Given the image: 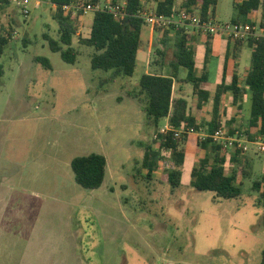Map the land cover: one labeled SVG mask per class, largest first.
I'll return each instance as SVG.
<instances>
[{
  "label": "rangeland",
  "instance_id": "374dc122",
  "mask_svg": "<svg viewBox=\"0 0 264 264\" xmlns=\"http://www.w3.org/2000/svg\"><path fill=\"white\" fill-rule=\"evenodd\" d=\"M7 1L0 0V39L8 41L0 56V264H261L264 200L253 184L264 175V149L246 135L250 95L241 117L234 118L227 96L200 110L191 84H176L173 90L175 98H188L201 132L210 134L216 117L237 140L234 150L222 152L227 172L242 183L241 197L220 199L192 187V168L205 155L198 150L205 139L192 135L180 142L182 162L164 153L156 172L148 175L145 154L158 147L155 136L169 123L149 122L140 79L145 70L162 71L159 51L171 58L175 39L164 46L161 32L145 26L134 76L105 82L110 72L92 68L96 52L80 41L90 35L94 12L84 14L86 24L73 38L77 62L68 64L49 46L50 40L60 41L55 6L31 2L24 16L16 2ZM111 1L98 0L95 6L126 2ZM239 2L219 0L215 22L231 23ZM151 7V0H144L143 11ZM253 22L255 32L264 34L261 10ZM221 39L209 50L199 43L195 54L197 71L207 60L211 92L223 82L229 54L228 42ZM37 57L49 60L51 69ZM242 57V66H251L249 49ZM235 60L231 68L238 67ZM239 75L244 86V71ZM92 153L106 157V177L99 189L86 190L76 183L71 162ZM173 164L181 171L178 186L167 182Z\"/></svg>",
  "mask_w": 264,
  "mask_h": 264
},
{
  "label": "trees",
  "instance_id": "16d2710c",
  "mask_svg": "<svg viewBox=\"0 0 264 264\" xmlns=\"http://www.w3.org/2000/svg\"><path fill=\"white\" fill-rule=\"evenodd\" d=\"M78 0H47L56 8L54 16L58 24L60 41L50 40L49 46L53 52L61 54L62 60L68 64L77 62L78 54L73 47V38L80 36L84 27V13H65L64 6L70 5ZM98 0H92L96 5ZM156 3L155 11L158 15L168 18H176L182 10L189 13H200L203 19L214 18L215 8L218 0H182L177 5L176 0H153ZM6 2H8L6 0ZM113 5L118 0L111 1ZM144 10V0H126L124 16H116L111 11L98 10L94 12L91 33L88 38L80 41L92 47L95 54L91 58V66L94 70H101L110 75L103 79L105 82H115L121 76L133 77L136 69L138 52L142 44L145 20L140 17ZM262 10L264 17V0H240L234 4V15L231 19L233 24H250L254 26L250 16ZM264 30V24H261ZM164 46L173 37L174 45L171 58L164 51H159L162 56L161 67H168V76L144 74L140 79L142 92L148 96L145 112L151 124L158 126L162 120H169L170 130L166 134L159 133L155 142L158 147L150 146L145 154L143 166L148 175L156 172L158 164L163 160V154L170 152L176 159L182 162L183 153L179 150L180 142L186 135L182 133L176 137V131L187 128H195L200 131L201 125L192 113L190 103L183 96L173 97L174 85L191 84L193 97L197 100V108H201L210 99L209 77L206 70L201 76H197L195 63V49L193 43L195 34L186 28H172L170 30H157ZM207 49L209 50V36H205ZM230 40V39H229ZM232 41V40H230ZM233 48L229 47V54L224 65L226 74L230 56L236 58L237 53L246 44L252 51L251 66L246 75L244 86L239 85V78L234 75L230 84L226 79L217 86L214 103H220L222 97L230 91L233 95V106L235 107L234 118L244 111L243 100L246 94L250 95L251 111L246 124V135L250 141L264 140V34L251 36L247 40H236ZM8 41L4 37L0 39L1 51ZM63 46L67 47L65 50ZM36 61L45 68L51 69L49 60L37 57ZM207 60L205 61V69ZM181 69L187 70L183 78ZM217 113V110L215 111ZM215 119L210 123V134L222 126L221 121ZM198 150L204 151L205 155L192 169L191 185L198 191L213 192L220 199H234L242 195V183L237 182L235 175L227 172V155L224 154L220 144L212 138H206L198 143ZM235 160V159H233ZM71 167L74 172L76 183L86 190L99 189L106 177L107 160L100 154L92 153L79 156L72 160ZM167 182L178 186L181 180V171L173 164L167 170ZM255 191L259 192L264 200V175L260 181L253 184ZM264 264V252L262 263Z\"/></svg>",
  "mask_w": 264,
  "mask_h": 264
},
{
  "label": "built area",
  "instance_id": "2783aa9c",
  "mask_svg": "<svg viewBox=\"0 0 264 264\" xmlns=\"http://www.w3.org/2000/svg\"><path fill=\"white\" fill-rule=\"evenodd\" d=\"M16 4L21 7L24 16H27L29 11V6L31 2H34L36 6L40 5V0H13ZM126 7V2L122 5L117 6H108L105 9H100L95 5H83L80 1H76L70 5L64 6L65 13L72 12L76 14L80 11H83L84 14L90 12H96L98 10H107L114 13L116 16H124V8ZM140 17H142L146 24L151 27L153 30H170L174 27L176 28H186L187 31L191 30L197 34H202L206 36H224L232 41L236 40H247L251 36L262 35L255 32V28L250 24H217L214 18L203 19L200 15L189 13L186 10H182L178 17L168 18L163 15H158L156 11H150L149 13L141 11ZM170 130V126L163 128L160 133L166 134ZM185 133L186 135H196L200 140L206 138H212L215 142L220 144L223 150H234L237 140L233 137L228 136L227 131L223 126L219 127L212 134H205L201 131H197L195 128H187L182 131H176V137H179L180 134ZM158 136V135H157ZM155 136V139L157 138ZM251 144H256L262 146L264 149V144L261 141H249ZM248 148L245 146V150Z\"/></svg>",
  "mask_w": 264,
  "mask_h": 264
},
{
  "label": "crops",
  "instance_id": "0c3cea01",
  "mask_svg": "<svg viewBox=\"0 0 264 264\" xmlns=\"http://www.w3.org/2000/svg\"><path fill=\"white\" fill-rule=\"evenodd\" d=\"M181 1L182 0H176V3H177V5H179L180 3H181ZM151 3H152V6L153 7H151V9L152 8H154V10L153 11H155V8H156V3L153 1V0H151ZM218 3H219V0H218ZM217 6H218V4H217ZM217 6H216V8H215V13H214V19H215V17H216V12H217ZM260 13V11L259 12H257V13H255V14H253V15H251L250 16V18H251V20H254L255 19V17H257L258 16V14ZM88 14L89 13H87V16H88ZM263 15V12H262V10H261V16ZM87 16L85 17V19H84V24H86V18H87ZM93 19H94V13H93ZM92 23H93V20H92V22H89V29H90V33H91V27H92ZM188 32H190V33H192V34H195V40H194V43H193V47H194V49H195V54H198V53H200V49H197V45L199 44V43H203V44H206L207 45V43H206V38H205V36L206 35H202V34H197L196 32H194V31H191V30H189ZM90 36V35H89ZM196 36H198V37H202V40H201V38H197L196 39ZM210 37V36H209ZM221 38H224L227 42H228V44H229V47H230V49H232L233 48V45H234V42H232V41H230L228 38H226V37H224V36H211L210 37V39L208 40L209 41V44L211 45V44H213L214 42H215V40L216 39H221ZM217 40V41H218ZM222 40V39H221ZM220 42V41H219ZM247 49H249L250 50V53H252V51H251V49L245 44L243 47H242V49L240 50V52H238L237 53V57L236 58H234V59H236L235 60V62H236V64L238 65V67H235V68H231V66L232 67H234V63L232 64V62H231V59H232V56H230V58H229V61H228V67H227V71H226V74H224V68H223V77H222V79H226V76L228 77L229 75H230V80H229V82H227V80H226V83L227 84H230L231 82H232V79H233V76L234 75H236L238 78H239V82H240V80L242 79V78H240V75L239 74H241V72L242 71H244V73H245V75H247V73H248V71H249V69H250V66L248 67V66H242V56H243V54L247 51ZM138 54H139V52H138ZM138 57L139 56H137V60H138ZM145 59H146V57L145 56H143V62H145ZM204 63H205V61H204ZM136 64H137V62H136ZM149 65V63H147V65H144V69H145V66H148ZM225 65V64H224ZM161 66V65H160ZM161 69H162V71L160 72H158L159 74H154V75H163V76H168L169 74H170V69L168 68V67H161ZM239 69V71L238 72H236L237 70ZM204 70H206L205 69V65L203 66V68L200 70V71H197V76H201V74L203 73V71ZM155 71H158V69H155ZM145 74H153V73H150L149 71H147V70H145V72H144ZM182 76V75H181ZM186 77V75L183 77V78H185ZM246 78V77H245ZM177 84V83H176ZM176 84L174 85V89L176 88ZM241 86V85H240ZM173 89V90H174ZM179 89H180V87H179ZM217 89V88H216ZM208 90H209V92H210V99L208 100V102L207 103H205L201 108H200V110H203L204 108H208L209 107V103H212L213 102V99H214V96H215V92H211V84L209 83V87H208ZM249 94H246L245 96H244V99L248 96ZM179 96H182V95H178L177 97H179ZM227 96V98L229 97L231 100H232V108H231V110H232V113H233V115H234V111H235V107L233 106V95H232V93L230 92V91H228L223 97H222V99H221V102H223L224 101V99H225V97ZM173 97H174V91H173ZM184 97V96H183ZM175 98V97H174ZM185 98H187V97H185ZM188 99V98H187ZM194 99H195V101H196V98L194 97ZM189 101V100H188ZM243 102H244V100H243ZM243 104V103H242ZM207 106V107H206ZM197 107V106H196ZM199 109V108H198ZM192 111V113H193V115L195 116V114H194V112H193V109L191 110ZM196 117V116H195ZM234 117V116H233ZM237 117H241V114H239ZM236 117V118H237ZM197 119V118H196ZM248 119L249 118H247V115H246V118H245V122H246V124H247V122H248ZM166 121L169 123V120L168 119H166ZM246 124H245V126H246ZM246 128V127H245ZM192 136H196V135H192ZM197 137V136H196ZM193 169V168H192Z\"/></svg>",
  "mask_w": 264,
  "mask_h": 264
}]
</instances>
